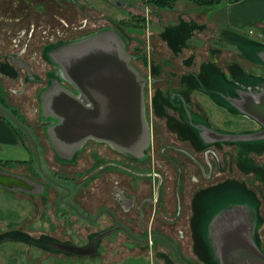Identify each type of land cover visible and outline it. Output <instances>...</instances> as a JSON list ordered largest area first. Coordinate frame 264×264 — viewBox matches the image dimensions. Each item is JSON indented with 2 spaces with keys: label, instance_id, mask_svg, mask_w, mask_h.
Segmentation results:
<instances>
[{
  "label": "rangeland",
  "instance_id": "374dc122",
  "mask_svg": "<svg viewBox=\"0 0 264 264\" xmlns=\"http://www.w3.org/2000/svg\"><path fill=\"white\" fill-rule=\"evenodd\" d=\"M76 1L43 0L42 2V0H0V68L2 66L4 70H13V77L18 76L15 78L16 80L10 79L3 75L1 72L3 69H0V86L5 89L4 92L7 100L11 103L8 106L12 108L13 106H17V104L20 106L18 107L20 112L17 113L20 120L26 125L34 127V135L37 134L35 137L41 139L46 144V162H42L43 169L46 171L51 170V172L57 170L62 176L67 175L77 189L74 201L79 206L85 209V211L96 213L105 204L112 205L109 199L115 194L118 178L114 177L115 183L106 185L104 184L105 178L110 175L97 172L91 176L89 171H84L93 162L89 148L81 152L78 162L74 165H63L58 162L60 159L57 155V158L55 157L54 152L46 143V140L51 139L49 136L50 128H41L39 125L43 118H49L42 111L39 100L40 94H38L37 99V93L43 91L47 87V83L38 81V83L27 84L24 94H20L17 89L22 88L23 82L21 80L25 76L24 69L15 62V58L13 60L11 58L25 59L30 64L31 71L40 76L45 77L47 71L51 68V71L56 75L58 69L50 58L48 51L49 45L58 42H68V40L75 37L94 33V30L97 32L106 30L117 36V38H120L125 47V53L129 58L130 64L146 80L144 85V111L150 129V138L148 144L144 148L141 147V157L139 156L138 158L139 160L141 159V162L137 163L136 166L139 170H150L153 165L152 159L157 156L155 164L156 166L162 164V167L157 166V168L161 169L165 176L163 194H170V200L164 205V212L161 215L165 216L166 213L167 218L171 221L173 218V208L176 203L173 188L178 181L176 179L177 172L172 164L164 160L158 147L157 151L156 148L152 149V141L155 140L154 143L158 145H161L162 141L172 142L175 133L169 129L167 120L164 117L167 116L169 120V110L158 109L159 104H157L158 99L155 96V92L159 86L150 83V79H152V76L159 74L158 71L156 72L152 68L155 65L153 63H159V60L158 56L152 52V49H149L153 43L155 44L153 50L161 53L162 57H170L169 46L164 42L161 35L156 34V37L152 36L156 33L154 30L159 29L160 31L161 29L157 25L161 24L158 17L164 21L171 20L169 15L163 13L169 7L166 5L157 6L153 3H150V5L149 2L151 0H123L124 2H128V4L122 6H117L110 2V0ZM171 2H173V7L186 10L192 8L200 9L210 3L214 4L217 0L208 3L202 2V0H193L190 3L184 2L180 4L173 0ZM80 6L84 7V9H81ZM143 6L146 8L149 6L151 8L150 15L143 10ZM158 10L160 12L162 11L163 14ZM132 14L150 16V26L147 23H135L136 20H133L135 17ZM153 21L155 23L152 25ZM123 23L128 26L132 24L143 25L145 28H142L141 32H137L135 29L128 32L127 26H122ZM152 32L155 33L152 34ZM53 38L54 40H52ZM208 39L206 38L204 41L206 42ZM193 41L196 46L194 45V49L184 50L183 56H191L194 52L196 59L201 60L203 59V53H207L209 50H207L206 45L200 46L195 40ZM50 42L53 43L49 44ZM178 62L182 64V58H178ZM203 69H205V65ZM202 73L207 74L206 71ZM195 82L198 81L195 80ZM187 89H192L191 85H185V87L181 88V90ZM205 99L202 104H204L206 109L210 110L214 121L220 126L226 127V130L219 127L223 132L231 134L255 133L262 128L259 122L251 117L249 118L243 112L238 111L236 115H229L213 111L212 105ZM204 114L205 118L210 121L211 117L206 113ZM189 121L193 124H199L200 122L196 114H193ZM152 124L157 129L155 137L152 131ZM20 135L28 146V153L23 147L16 145L4 146V151H1L3 148H0V170L25 172L27 170L26 165L21 161L23 157L27 156V159L30 161L29 170L37 177L39 176V172L33 149L30 146L28 137L22 130H20ZM254 140L256 139H249L247 141ZM242 146L243 144L241 142H238L236 148L229 143L223 142L221 143L222 149H220L219 156L224 161V166L227 167L230 156L232 154L235 155L236 176L245 181L250 187L258 190V195L264 198V143L263 147H258V149H262L263 151H259L258 149L251 150L254 147L249 149ZM215 148L214 145H209L203 150L202 154H199L201 156L198 158L201 161H205L206 171L212 170L211 164L216 168ZM209 149L213 151H208ZM99 151L102 154L106 153L101 147H99ZM152 152L154 158H152ZM126 154L131 155L130 153ZM7 159H12L17 162H12ZM193 161L190 158L186 160L184 157H181L180 160L183 165V170L188 171L189 177L192 171L200 172L196 163L192 164ZM93 168L95 169L96 167L94 166ZM215 174L212 175L213 178ZM123 176L126 178L129 175ZM86 177H88L86 179L87 181L84 180ZM200 178L203 179V184L213 179H204L202 175H200ZM169 186H171L172 191L169 189ZM192 187L193 185L190 179H187L185 181L186 191L182 198L184 208H186L187 202H190L188 196L193 189ZM141 188H143L141 197L152 194V186L149 182L141 180ZM261 188H263V191ZM22 197H25V195L21 192L14 193L5 189L1 190L0 187V234H4L3 238L0 239V264H179L172 250L165 243L161 241H156L155 244H152V242L148 244L134 243L129 241L122 232L107 235L96 242L95 247L97 250L93 255L79 257L69 254L66 255L61 252L53 253L51 251L52 249H46L38 244L35 239L40 240L43 237H50L48 239H72L81 244L91 243L106 227L82 221L75 222V225L68 224L69 222L65 221L66 215L62 207L57 210L60 223L57 226L48 227L44 222L42 224L41 220H39L40 216L37 212L33 213L32 211L33 214L31 213L32 207H39L37 202L38 197H30V202L27 204H24ZM145 211V222L147 224L141 227H133L137 233L142 235L151 234L155 227L152 226V204L145 205ZM71 214L74 215L73 213ZM161 215L157 216L156 227L162 229L165 233L168 231L171 235L175 236L176 232L174 231L176 227H168L165 225L169 224L167 222L165 224L160 223ZM51 217L56 218L53 215ZM47 222L49 223L48 219ZM179 224L181 225V223ZM10 232L12 236L7 239ZM188 234L190 235V233ZM178 244L185 253H188L191 249V243L188 242V238L186 237L179 239Z\"/></svg>",
  "mask_w": 264,
  "mask_h": 264
},
{
  "label": "flooded vegetation",
  "instance_id": "af4514ba",
  "mask_svg": "<svg viewBox=\"0 0 264 264\" xmlns=\"http://www.w3.org/2000/svg\"><path fill=\"white\" fill-rule=\"evenodd\" d=\"M72 1L77 2L76 0H72ZM150 3L152 4V2H149V4ZM149 6L147 8L143 6V10L146 11V13L148 12L147 14H149V12L152 11L151 8H149ZM80 8L84 9V7L82 6H80ZM132 15L135 17V19H133L136 20L135 23L138 24L147 23L150 26V22H151L150 16L149 17L146 15L140 16L137 14L136 15L132 14ZM159 22L161 24H157V25H159L160 27H166L167 25L170 24L167 20L164 21L160 17H159ZM154 23L155 22L153 21L152 25ZM122 26L123 27L127 26L128 32L134 29L137 32H141V29L145 28V26L143 25L139 26L137 24H132L131 26H128L127 24L125 25L123 23ZM154 31L156 33L152 32V34L155 33L154 35H152L153 37H156L155 35L159 34L164 39L163 37L164 34L162 33L161 29L160 31L159 29ZM52 40H54V38ZM164 42H166L165 39ZM51 43L53 42H50L49 44ZM154 45L155 44L152 43V46L149 49L150 50L152 49V52L158 56L159 63H153L155 65H153L152 68H154V71L156 72L158 71L159 74H157V76H152V79H150V83L154 84L155 86L156 85L159 86L157 87L155 92V96L158 99L157 104H159L158 109L159 110L163 109L165 111L169 110V112H171V113L168 112L169 120L167 116L164 117L167 120V126L169 127V129H171L175 133V137L172 139V142L162 141L161 145L155 144L154 143L155 140L152 141V149L156 148L157 151V147H158L159 150L161 151L164 160L172 164L177 172L176 179H178V181L176 182V185L173 188V193L175 195V200H176V203L173 208L174 211L172 213L173 218L170 221V219L167 218L166 213L165 216L161 215V213L164 212V205H166L170 200V194L168 195L163 194L165 188V176L163 175V171L157 168V166L162 167V164L156 166L155 159H157V156L154 158L153 152H152V158L154 159H152L153 162L152 168L150 170H146V169L139 170V168L136 166L137 163L141 162L140 161L141 159L140 160L138 159L139 157L126 154L125 151L115 147V145H113L111 142L106 140H101L96 137H88L87 139L79 142L73 140L60 141L58 139L56 140L52 138L46 140L47 145L52 149V151L55 154V157L57 155V157L61 160V161L57 160L59 163L63 165L65 164L74 165L78 162L81 152L89 148L91 153L90 156L93 158L92 160L93 162L90 166L85 168L84 171L85 172L89 171V173H91V176H93L97 172H103L106 175H110L105 178L104 184L106 185L115 183L114 177L118 178V180L116 181L117 185H116L115 194L113 195V197H110L111 199H109L112 202V205L105 204L103 207L99 209L98 212L93 213V212L85 211V209H83L74 201V198L77 194V189L74 187V183H71L72 181H70L67 175L62 176L57 170H54L52 172L51 170L46 171L45 169H43V166L42 169L40 168L36 149L34 148L27 133L24 132L28 137L30 146L32 147L33 152L35 154L39 176L36 177L34 174L31 173V171L29 170L30 161L27 159V156H25L21 161L24 165H26L27 170H25V172H17V171L14 172L11 170H4V169L0 170L1 190L5 189L14 193L21 192L22 194L25 195V197H22L24 204L30 202L29 199L30 197H34V196L38 197L37 202L39 207H32L31 213L32 211L33 213L37 212L40 216L39 220H41L42 224L44 222V224L47 225L48 227L57 226L60 223L59 216L57 214V210L60 207L63 208L62 210L66 215L65 221L69 222L68 224L75 225V222L82 221V222H87L95 225H102L106 227L95 237V240L92 241L91 243L81 244L75 242L72 239H68V240H63L59 238L48 239L50 237H43V239L40 240L35 239L37 240L38 244L45 247L46 249H52L51 251L53 253L61 252L66 255L69 254L79 257L93 255L96 253V251L94 253L80 255L79 253L75 251H70L65 247L74 244L79 246L95 247L96 242L101 240L103 237L110 234H115V232H122L129 241L138 244H148L150 242H152V244H155L156 241H161L165 243L167 246H169L175 258L177 259L173 248L164 240V238H167L168 240H170L175 244L181 257L188 264H203L199 256L195 254V245L196 243L199 242L198 244L202 247V249L205 248V251H207L206 245L205 243H203L204 233L202 231V226L201 228L198 227L199 234H197V232L194 233L195 229L193 230L192 220L194 217H197L198 212L200 210V205L197 204L196 198L200 197V195H204L202 193L209 192L215 188L216 189L218 188L222 192H228L229 194L233 195V199H234L233 200L234 206L232 208L233 210L229 212L230 215L226 217L225 220V222L229 220L232 226L231 229L232 235H233V231L236 232L238 230L240 233H242L244 232V230L246 231V229L248 230L250 229L249 232L250 238L253 239L256 236L259 237L260 240L263 241L262 245L264 247V234H263L264 233V198L258 195L259 194L258 190L254 189L253 187H250L245 181L241 180V178H238L236 176L237 172H236L235 155L232 154L230 156L227 167L224 166L225 163L219 156L220 149H222L221 143L223 142L233 145L234 148L237 147L238 142H241L243 146L245 142H248L247 144H251L250 146L254 145L257 148L258 147L261 148L263 147L264 140L261 139H256L254 141H247L246 139L239 140L233 137L232 136L233 134L228 132H223L221 129H219V127H222L223 129H225L226 127L220 126L219 124H217L216 121H214V118L210 110L206 109L204 104H202L204 98H206L205 100L212 105V109L215 112H219V113L222 112L224 114H229V115H236V113L228 110L227 108L221 107L211 96H208L207 93H205L202 90V86L200 84H202L203 81L202 70H203V66L205 65L203 59L201 60L196 59V55L194 52L192 53L191 56H183L184 50L191 48L194 49V45L196 46V44L187 43L186 45L182 46L180 49L174 50L167 43L170 50L169 58L167 56L162 57L161 53L153 50ZM14 58L16 59V57H12L11 59L13 60ZM178 58H182V62H181L182 64L178 62ZM17 59L18 60L20 59L19 65L22 64L21 66L23 67L25 74L23 80H21L23 82L22 88L17 89L20 94H24L25 92L24 90L27 87V84L36 83V82L38 83V81H41L45 84L47 83V87L49 86L50 84L49 81L54 76V72L51 71L52 68L47 71L45 77L40 76L31 71L30 64L27 61H25V59H21V58H17ZM0 69L4 70L2 66ZM3 70H1L2 74L9 77L10 79H15L18 77V76L13 77L14 74L13 70L10 69H5L4 71ZM195 80L198 82H195ZM51 83L54 84L55 81L52 80ZM185 85L187 86L191 85L192 89L181 90V88L185 87ZM56 86L58 87L61 86L71 91L72 94L80 98L82 96L80 90L76 86H74V84L68 82L67 80L65 81V79L63 78H61V80L55 84V87ZM42 92L43 91H39V93H37V99H38V94H41ZM1 98L5 99L7 105H11V103L8 102L5 93ZM84 102L86 103V106L88 108L93 107V104L86 98ZM167 106H169V108H167ZM18 107L20 106L17 104V106H13V108L12 107L11 108L17 113H19L20 110H18ZM8 109L13 113V111L10 108ZM238 110H240L241 112L240 108H238ZM204 113H206L209 117H211L210 121L205 118ZM165 114L167 115V113ZM193 114L197 115V118L200 121L199 124H193L192 122L190 123L189 120L192 118ZM248 117L250 118L249 115ZM55 118L56 119H54L55 120L54 125H57L58 122L61 121L60 120L61 118L60 119L57 117ZM43 123H44L43 120H41L39 123L41 128L46 127L45 124ZM28 128L30 129L31 134L37 144L41 162L43 161L46 162V158H45L47 151L46 144L43 143L41 139L35 137V135L37 134L34 135L35 133L34 127L28 126ZM156 130L157 129H155L154 124H152V131L154 137H155V132H157ZM224 136H228V138ZM21 140H22L21 142L22 145L20 147H23L24 150L28 153L29 151L28 146L25 144L22 138ZM209 145H214L216 147L215 148L216 168H214V165L210 163L212 170L206 171L205 161L204 160L201 161L198 157L201 156L199 154H202L203 150ZM250 146H248L249 149L252 148ZM99 147L104 149V151L107 154L106 153L102 154L99 151ZM258 150L263 151L262 149H258ZM208 151H213V150L209 149ZM181 157H184L186 160L189 158L194 160L192 164L196 163L200 172L192 171L191 172L192 174L189 177L188 171L183 170V165L180 162ZM7 160L12 162H17L12 159H7ZM94 166L96 167L95 168L96 170L93 168ZM214 173L216 174L213 178L212 175ZM123 175H129V176L125 178ZM200 175H202V178L204 179H210V178L213 179L208 183L203 184L202 183L203 179L200 178ZM87 178L88 177H86L84 180L87 181L86 180ZM187 179H190L191 184L193 185L192 187L193 189L191 190V193L188 196L190 202L189 203L187 202V206L186 208H184L183 207L184 205L182 203V198L186 191L185 181ZM141 180L149 182L151 184L152 194L141 197V192L143 191V188H141ZM226 183H228L229 186L221 187V186H225ZM169 189L170 190L172 189L171 186H169ZM261 189L263 191V188ZM248 192H253L254 194H256V196L258 195V198L260 200L259 214L257 213L259 223L257 220L256 221L253 220L254 217L252 215V212L251 210L249 211L248 209V204H247V198H248L247 195L249 194ZM212 199L213 198L211 196H204L202 198L204 204H209ZM225 199H227L226 196H223L222 198L220 197L215 198V202L217 205H219L224 203ZM147 204H152V226L155 227L154 230H152L151 234L142 235L140 233H137L133 227L135 226L141 227L147 224L145 222V218H146L145 205L147 206ZM71 213H73L74 215H72ZM226 213L228 212H223L218 216V218L220 217L221 220L219 226L217 227L218 230H220L223 221L221 218ZM52 215L56 218L54 219L53 217H51ZM160 215L162 217L159 220L160 223L165 224L167 222L170 224V225L165 224L168 227H176L174 231L176 232L175 236L171 235L168 231L165 233V231H163L162 229H158V227H156L158 220L157 216ZM47 219L49 220V223L47 222ZM198 222H200V220H198ZM179 223H181V225ZM188 233H190V235ZM3 236L4 234H0V239L3 238ZM11 236L12 233L10 232L9 235L7 236V239H9ZM218 236L219 233H217L216 237L218 238ZM185 237L188 238V242L191 243V249L189 250L188 253H185L178 244V240L183 239ZM212 237L215 236L213 235ZM239 237L242 238L243 236H239ZM95 250H97L96 247ZM261 250L263 251V249ZM189 253H194V255L191 256L189 255ZM177 262L179 264H182L181 262H179L178 259Z\"/></svg>",
  "mask_w": 264,
  "mask_h": 264
},
{
  "label": "water",
  "instance_id": "95a60500",
  "mask_svg": "<svg viewBox=\"0 0 264 264\" xmlns=\"http://www.w3.org/2000/svg\"><path fill=\"white\" fill-rule=\"evenodd\" d=\"M110 2L117 6L128 4L123 0ZM48 51L58 70L50 79L49 86L40 94L39 100L43 113L49 117L42 120L50 128V138L79 142L96 137L139 157L150 138L144 111L146 80L130 64L121 39L109 31L101 30L68 42L53 43L49 45ZM19 60L15 59V62L19 64ZM61 78L74 84L80 90L82 99L61 86L55 87ZM85 98L93 104L92 108L86 106ZM238 107L241 112L259 122L262 128L255 133H235L232 136L239 140H264V93L247 99ZM0 112L27 133L42 169L38 147L28 126L2 104ZM55 117L61 118L57 125H54ZM229 230V226L221 230L224 232H221L224 242H221L219 252L222 264H264V252L254 241L244 240L247 241L245 248V243L231 238ZM164 240L173 248L179 262L188 264L175 244L167 238ZM65 248L80 255L96 251L94 246L75 244Z\"/></svg>",
  "mask_w": 264,
  "mask_h": 264
},
{
  "label": "crops",
  "instance_id": "0c3cea01",
  "mask_svg": "<svg viewBox=\"0 0 264 264\" xmlns=\"http://www.w3.org/2000/svg\"><path fill=\"white\" fill-rule=\"evenodd\" d=\"M173 1L178 4L193 2V0ZM163 13L169 15L171 19L167 20L169 25L161 27V31L172 49L178 50L187 43L192 44L193 40L200 46L206 45L209 51L203 53L205 69L202 72L206 71L207 74L202 73L203 81L200 85L202 90L221 107L237 113L240 111L238 110L240 103L264 93V0H218L200 9L184 10L169 7ZM206 38L209 39L205 42ZM21 138L20 133L8 120L0 116V148H3L1 151H4V146L8 145L20 147ZM247 143L245 142L244 146L249 148L251 144ZM250 147H254L251 150L258 149L254 145ZM227 186H229L228 183L221 187ZM248 193V209L256 218L253 220L259 223L257 213L259 214L260 200L253 192ZM202 194L204 195L196 198L200 210L197 217L192 220V227L193 230L195 229L194 233L199 234L198 227L202 226L203 243L207 251L205 248L202 249L198 242L195 245V254L199 256L203 264H222L219 252L221 242H224V238L221 237L224 226H229L233 240L242 243L254 241L264 251L263 241L259 237L250 238V229L242 233L238 230L233 231L232 235V226L229 220L227 222L225 220L230 215L229 212L233 210V195L222 192L218 188ZM204 196H211L213 199L209 204H204L202 200ZM223 196L227 199L224 203L217 205L215 198ZM223 212L228 213L221 218L223 221L218 230L217 227L221 222L218 216ZM217 233H219L218 238ZM213 235L217 239L212 237ZM244 245L246 248V243Z\"/></svg>",
  "mask_w": 264,
  "mask_h": 264
},
{
  "label": "trees",
  "instance_id": "16d2710c",
  "mask_svg": "<svg viewBox=\"0 0 264 264\" xmlns=\"http://www.w3.org/2000/svg\"><path fill=\"white\" fill-rule=\"evenodd\" d=\"M216 0H202V2L208 3V2H213ZM218 1V0H217ZM150 2H152L153 4L159 6V5H166L167 7H173V2H171V0H151ZM1 87V86H0ZM2 89V90H1ZM0 91V103L3 104L4 106H6L7 108H10L13 113L19 118L18 114L16 111H14L11 107H9L7 105V103L5 102V99L1 98L4 95V89L1 87ZM0 116L4 117L5 119L8 120V122L20 133V130H22L19 126H17L16 124H14L7 116H5L3 113L0 112ZM20 119V118H19ZM23 131V130H22ZM24 132V131H23Z\"/></svg>",
  "mask_w": 264,
  "mask_h": 264
}]
</instances>
